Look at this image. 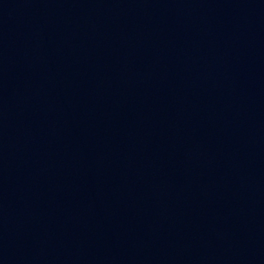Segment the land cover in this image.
I'll return each mask as SVG.
<instances>
[{"label": "water", "instance_id": "95a60500", "mask_svg": "<svg viewBox=\"0 0 264 264\" xmlns=\"http://www.w3.org/2000/svg\"><path fill=\"white\" fill-rule=\"evenodd\" d=\"M114 0H0V264H75Z\"/></svg>", "mask_w": 264, "mask_h": 264}]
</instances>
